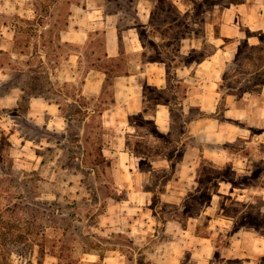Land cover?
Returning <instances> with one entry per match:
<instances>
[{"label": "rangeland", "instance_id": "374dc122", "mask_svg": "<svg viewBox=\"0 0 264 264\" xmlns=\"http://www.w3.org/2000/svg\"><path fill=\"white\" fill-rule=\"evenodd\" d=\"M154 1L152 26L145 27L140 17L126 15L127 9L124 12L107 0H98L106 15H119L122 33L136 28L143 34L147 57L132 56V35L124 42L129 59L163 58L173 73V67L190 60L191 43L185 42L182 53L176 35L192 30L201 32L195 43L212 53L207 25L200 21L214 0H183L182 9L176 0ZM86 2L0 0V14L10 17L7 26L0 19V52L7 53H0V264H138L144 259L147 264H199L200 253L202 264H209L204 261L208 249L199 244L201 240H217L222 247L232 240H245L251 250L264 230L243 226L242 203H250L245 214L255 217L261 212L260 218L264 204L255 197H241L242 191L231 194L223 179L231 173L237 177L238 171L228 161L237 157L233 153L244 144L240 132L247 124L241 116L264 103V36L258 48L243 45L242 55L228 64L224 74L219 66L213 69L208 64L193 63L179 70L189 83L190 98L169 99L173 120L164 128L170 136L151 134L157 132L151 120L158 104L149 93L143 101L148 119L132 118L136 128L124 125L126 135L119 140V134L103 127L98 115L87 118L83 110L88 104L95 109L113 104L116 87L111 80L100 99L89 102L80 97L81 75L74 85L54 84L62 71L57 67L66 65L78 51L58 36L68 29L72 8ZM95 48L103 52L101 46ZM22 51L25 55L17 53ZM221 77L224 90L218 96L213 83ZM38 83L43 84L44 93L34 97L30 88ZM36 98L62 103L65 118L69 115L64 130L48 127L51 115L33 101ZM119 118L127 123L126 116ZM199 119L206 121L193 124ZM227 123L233 131L224 127ZM199 129L204 136L193 137ZM230 137L238 141L231 143ZM209 147L229 153L217 150L214 155ZM166 159L172 161L171 167ZM139 166L144 173L138 172ZM119 185L127 193L133 187L152 193L140 201L131 195L128 202L114 204L110 197ZM219 191L223 192L218 195ZM227 255L226 249L220 252L225 260ZM231 260L220 264H236Z\"/></svg>", "mask_w": 264, "mask_h": 264}, {"label": "crops", "instance_id": "0c3cea01", "mask_svg": "<svg viewBox=\"0 0 264 264\" xmlns=\"http://www.w3.org/2000/svg\"><path fill=\"white\" fill-rule=\"evenodd\" d=\"M93 3H95L96 6H94ZM137 3L138 15L145 24L144 26H152L154 9L156 8L155 1L138 0ZM176 4L178 5L177 7L181 9L185 6L183 0H176ZM209 7L210 9L204 20L207 25L206 31L211 41L213 51L199 62L190 61L189 64L185 62L175 67L176 80H180L179 82L187 87L186 97L179 100L186 101L190 98L188 96L190 88L189 83L187 80L180 77L179 70L183 71L189 69L193 63L198 64L199 67L208 64V68L213 69L219 66L224 74L228 64L237 56L242 42L248 41L251 47H259L263 44L264 0H214L213 4H210ZM72 11L73 13L68 24V29L61 34L59 40L64 44L76 46L78 51L70 56V60L67 61L66 65L61 64L57 67L58 72L61 68L62 71L60 74L58 73L54 84L63 83L64 86L74 85L78 82V78L81 75L83 81L81 90L79 91L80 97L89 102L88 100L91 99L99 100L112 81L114 87H116V93L113 97L114 100H112L113 104L107 108L101 109L92 108L90 107L91 105L88 104L83 107V110L87 118L98 115L103 121V127L105 129H112L116 133V136L119 134L118 136L120 137L118 139L120 140L126 135V128H124L126 126L124 125L136 128L132 123V118L144 116L145 119H148L144 110L145 108L143 107V101L148 97L146 89L148 87H155L160 90H167L170 88L171 82L167 65L161 60L156 59L149 61L143 60L141 62L137 61L138 58L136 61L129 59L127 52L124 50V42L127 38L133 35V38L130 39L134 41L132 42V56L134 57H140V55L142 57H147L148 45H143L144 41L142 42L141 34L136 28L124 30L122 33L119 27V15H106L103 6L98 5V0H87L86 4L77 5L72 8ZM200 34L201 32L192 30L180 37V51L182 53L186 48L185 42L189 41L191 43L190 48L187 50V57H189L191 53L202 50L203 46L201 45L202 47H199V45L195 43V41L200 39ZM100 37H102V39ZM156 39H160V36L156 35ZM96 45L102 47L103 52L101 54H99L98 50L95 48ZM113 70L115 71L113 72ZM222 80L223 77L213 83L217 89L216 93L218 96L222 95L221 92L224 90L222 89L224 85ZM262 93L264 94V88L262 89ZM249 96L251 95L249 94ZM33 101L37 102L39 105L42 104L45 106V109L49 111L48 113L51 115L50 124L48 125L49 128L56 127L61 130L65 129L66 118L62 112V103L58 104L57 102L42 101L40 98L33 99ZM157 104V115L151 120L155 124L157 132L151 134L155 138L157 137L156 134L170 136L171 132L165 131L164 127L170 120H173L171 105L158 101ZM32 105H34V103ZM237 111H242L244 113L248 110L240 109ZM37 113L38 112L35 114ZM163 115H166V117L164 118ZM123 116H126V124L122 123L119 118ZM241 118L245 119L242 122L247 124L242 127V131L240 132L243 138L239 140L243 141L244 144L233 153L237 157L231 158L228 161L230 167L234 171H238L236 174L237 177H234L232 173L228 174V176L223 179V182L224 185L228 187L231 194H235L236 191H242V193L239 194L241 197H255L262 200L264 204V171H262L263 169L261 167H264V103L252 109L247 115L241 116ZM205 121H202V119L194 120L193 124L197 123V126ZM224 127H227L226 129L231 128L230 130L232 131L234 129L231 123H227ZM200 130L201 129L197 130L198 132L194 133L193 137L201 138L204 136L200 134ZM227 133L229 132L227 131ZM225 137L228 139V135ZM222 138H218V140ZM229 139H231V143H234L233 141L235 140L238 141V137H230ZM29 140L31 139L25 138L26 142ZM182 146L184 147V144ZM117 148L119 149L121 146L117 145ZM208 150L214 152V155L218 153L217 150L229 153L227 149L216 150L209 147ZM166 160L168 162L167 167H171L172 161L170 159ZM141 170L139 166L138 172H141V174L144 173ZM154 171L157 170L154 169ZM119 186L120 187L114 189L115 193L113 192V196L115 195V197H110L113 198L114 204L128 202V200H130L128 196L130 198L131 195H135L134 198L137 197L136 201H140L142 196L147 197L148 193H152L148 189L146 190L144 188L141 190L135 187L132 188L134 189L132 193L130 192L131 190H128L127 193L125 192V188H122L123 186ZM166 186L167 184L165 187ZM222 192L223 191H219L218 195ZM165 194L167 193L164 192L162 195ZM120 195H125L126 197L118 199L117 197H121ZM248 204L250 203L247 200L242 203V215L245 214V211L250 206ZM154 215L157 218L155 213ZM207 217L210 220L212 219L210 216ZM232 218L236 219L235 216ZM249 225L251 224L247 223L245 220L243 226ZM204 238L211 239L212 237ZM245 243V240H237L236 242L232 240L226 247H222L217 243V240H201L199 242L200 245L205 244V248L208 249V255L206 259L204 258V261L209 264H212L214 259H216V264H220L222 261L227 263L232 261L231 259H233L235 263L236 260H239L236 264H264V234L257 235L251 250L250 247L246 248ZM201 248L203 249L204 247H200L202 251ZM222 248L228 251L226 260L220 257V252L223 250ZM197 255L200 258L199 264H202L203 254L200 253Z\"/></svg>", "mask_w": 264, "mask_h": 264}, {"label": "trees", "instance_id": "16d2710c", "mask_svg": "<svg viewBox=\"0 0 264 264\" xmlns=\"http://www.w3.org/2000/svg\"><path fill=\"white\" fill-rule=\"evenodd\" d=\"M108 2H110V3H113V4H115L116 5V7L119 9V10H123L124 12L126 11V9H127V11H128V13L126 14V15H130L133 19H135V20H138L139 18V16H137L138 15V9L136 8V5H137V2H138V0H125L124 2H123V0H107ZM10 17L9 16H7V15H1L0 14V19H2L3 20V25H5V26H7V20L9 19ZM176 21L178 20V18H176L175 19ZM22 22H24V23H26V24H28V25H33V24H35V22L34 21H31V20H22ZM200 23H205V20L204 19H202L201 21H200ZM139 25V24H138ZM34 26V25H33ZM186 27L185 28H188L189 26L188 25H185ZM197 32H199L198 30H197ZM17 35V34H16ZM182 35H186V33L185 32H178L177 33V35H176V39L177 40H179L180 39V37L182 36ZM60 36L61 35H59L58 36V39H60ZM18 37V36H17ZM16 37V38H17ZM141 39H142V42H143V45L144 46H146L147 44H146V42H145V40H144V37H143V34H141ZM248 45V46H250L249 45V43H248V41H244V42H242V44H241V46H240V50H239V52H238V54H237V56H236V60L238 59V58H240V56L242 55V46L243 45ZM250 48H258V47H255V46H253V47H251L250 46ZM2 55H6L7 53L6 52H4V51H1L0 52ZM18 54H21V55H25V52L24 51H22V52H17ZM199 54V56H198V58H195V54ZM210 54V53H209ZM209 54H207V53H205L203 50H201V51H198V52H195V53H191L190 54V56L189 57H187V58H189L190 60H186V63L187 64H189L190 63V61H197V62H199V61H201L204 57H206V56H208ZM162 62H164V63H166V65H167V70H168V75L170 76V82H171V86H170V88L169 89H167V90H160V89H158V88H155V87H148L147 89H146V93H147V95H149V93L150 94H152L153 95V97L155 98V101H158V102H161V103H166V104H170V101H169V99H173V98H175V99H183V98H185L186 97V93H187V87L184 85V84H182L181 82H179V81H177L176 79V68H174L173 67V69H175V71L173 72V73H171V68H172V66H171V64L170 63H168L167 62V60L166 59H163V58H161L160 59ZM115 70H113V72H114ZM172 74L174 75V78H172ZM173 79V80H172ZM43 84H41V83H38V84H34L33 86H31V88H30V90L31 91H33L31 94L34 96V97H36L37 96V94L39 93V94H43L44 93V89H43V86H42ZM54 86V85H53ZM23 91L24 92H27V90L26 89H23ZM51 91V90H50ZM53 91V90H52ZM182 93V94H181ZM165 95H167V96H165ZM58 104H60L61 102H59V101H56ZM66 118L68 119L69 118V115H67L66 114ZM259 214H261V212H258L256 215H255V217H254V214H252V213H250V214H248V213H246V214H244V216L246 217L245 218V220H246V222L247 223H249V224H251V225H254V226H256L258 229H263L264 230V216L262 217V218H260V216L261 215H259ZM131 260H133V259H131ZM237 262H239V260H236V263ZM138 264H147V262L145 261V259L144 260H140V261H138Z\"/></svg>", "mask_w": 264, "mask_h": 264}]
</instances>
